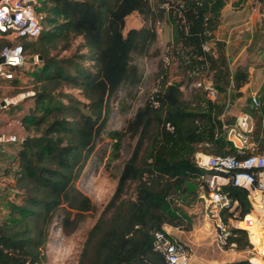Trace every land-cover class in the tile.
Instances as JSON below:
<instances>
[{
  "label": "trees",
  "instance_id": "trees-1",
  "mask_svg": "<svg viewBox=\"0 0 264 264\" xmlns=\"http://www.w3.org/2000/svg\"><path fill=\"white\" fill-rule=\"evenodd\" d=\"M228 1L41 0L43 29L36 38H23L26 57L27 52L38 55L41 66L34 72L35 106L21 120L27 134L6 170L15 192L0 219V264H43L54 218L61 213L64 226L75 227L97 209L77 181L96 152L112 99L120 90L141 86L135 60L158 53L157 23L163 18L174 28L168 53L184 78L170 79L171 61L162 60L155 90L122 129L113 130L116 149L127 137L133 148L112 197L88 231L79 264H167L154 248V231L166 223L191 228L177 201L191 179L208 172L196 163L195 153L236 152L221 116L229 98L241 94L249 72L240 67L232 71L224 49L214 54L212 45ZM166 2L169 6H163ZM134 11L145 23L125 33L126 17ZM79 37L74 56L60 58L54 52L69 49ZM205 75L218 89L217 97L211 98L203 85L192 87L187 97L183 86ZM69 88L86 100L65 90ZM245 111L256 116L259 133L264 106ZM224 189L238 201L239 219L254 213L247 189L231 182ZM235 215L234 209L226 210L225 221ZM229 241L240 248L251 245L248 230L241 227L232 228ZM224 264L254 263L240 258Z\"/></svg>",
  "mask_w": 264,
  "mask_h": 264
},
{
  "label": "rangeland",
  "instance_id": "rangeland-1",
  "mask_svg": "<svg viewBox=\"0 0 264 264\" xmlns=\"http://www.w3.org/2000/svg\"><path fill=\"white\" fill-rule=\"evenodd\" d=\"M234 0H229L222 12L221 24L215 31L212 42L213 53L218 54L223 48L232 71L237 68L247 69L249 72L248 83L241 88V94L229 98L226 107V116L231 120L235 118L239 110L249 109L250 96L256 92L260 97L261 106H264V3L256 0H247L241 5H234ZM166 2L163 6H169ZM165 17V16H164ZM145 23L138 11L130 13L126 17L124 32L131 27H139ZM158 40L154 49L155 55H147L137 58L135 62L142 72L141 86L131 90H120L111 101L112 110L107 124L97 144L93 157L88 162L82 175L77 181V186L89 195L97 209L87 212L78 226H64L63 214L59 213L50 226L49 239L44 248L46 259L43 264H79L87 234L91 226L100 216L103 208L112 197L118 177L124 161L129 157L134 141L127 137L120 149L115 148L116 139L112 137L113 130L123 128L125 122L131 117L137 107L144 103L147 97L155 90L157 73L162 60L170 62V79L181 80L180 68L176 61L168 53L169 45L174 37L172 24L163 18L157 23ZM81 38H76L74 45L66 50H54L59 52V57L74 56ZM41 66L40 60L27 52V62L17 68V82L13 79H0V100L6 96H16L25 93V97L16 104L0 109V134L6 136L16 134L18 140L0 142V219L7 213L8 200L15 192L13 188L14 178L6 173L17 146L26 136L22 125V118L35 106L34 96V72ZM208 76L202 77V82H208ZM197 82L185 84L183 89L189 97L192 87ZM72 92L81 100H86L78 89H65ZM225 117V119L227 118ZM116 151L119 156H116ZM203 151L202 149L197 152ZM196 152V153H197ZM205 152V151H204ZM195 153V154H196ZM206 177L193 178L189 183V190L178 199L177 204L191 219V228L179 227L175 235L186 242L191 249L192 264H224L225 262L249 258L257 255L255 244L251 241L248 228V238L251 245L246 248L238 246H218L214 238L213 226L207 216L206 200L202 194L208 191ZM229 221L233 228L239 226L238 213ZM244 228V227H241Z\"/></svg>",
  "mask_w": 264,
  "mask_h": 264
},
{
  "label": "built area",
  "instance_id": "built-area-1",
  "mask_svg": "<svg viewBox=\"0 0 264 264\" xmlns=\"http://www.w3.org/2000/svg\"><path fill=\"white\" fill-rule=\"evenodd\" d=\"M41 0H0V56L5 60L0 61V79L11 80L16 75V69L27 61L23 38L33 39L40 35L43 29L40 9ZM209 49L210 45H204ZM36 60L38 55H34ZM208 90L211 98L215 99L218 89L212 82H197ZM34 93V92H33ZM25 97V93L16 96H6L0 100V109L18 103ZM250 101L255 107L261 106L260 97L256 92L250 96ZM226 111L222 114L224 129L227 139L235 148L233 154H213L199 151L195 154L196 163L207 169L206 177L208 191L202 194L206 200L207 216L213 226L214 238L218 246H237L236 242L229 241L232 234L230 222L225 221V211L233 209L238 202L233 200L224 186L231 182L248 190L251 194L259 195L264 204V113L260 117V130L257 133V118L252 113L239 110L233 121H226ZM16 134L6 136L0 134L1 141H16ZM246 215L240 222L246 219ZM247 228L245 226H241ZM250 231V229H249ZM154 248L161 251L167 264H192L190 246L174 237L163 226L154 231ZM264 260V252L261 253ZM254 264V260L250 259Z\"/></svg>",
  "mask_w": 264,
  "mask_h": 264
},
{
  "label": "bare ground",
  "instance_id": "bare-ground-1",
  "mask_svg": "<svg viewBox=\"0 0 264 264\" xmlns=\"http://www.w3.org/2000/svg\"><path fill=\"white\" fill-rule=\"evenodd\" d=\"M253 214H248L246 219L240 222L241 226L250 229L251 241L255 244L257 255L251 257L257 264H264L261 253L264 252V204L259 195L251 194Z\"/></svg>",
  "mask_w": 264,
  "mask_h": 264
},
{
  "label": "crops",
  "instance_id": "crops-1",
  "mask_svg": "<svg viewBox=\"0 0 264 264\" xmlns=\"http://www.w3.org/2000/svg\"><path fill=\"white\" fill-rule=\"evenodd\" d=\"M229 3H227L226 4V6L228 5ZM225 6V7H226ZM225 7H224V9H225ZM227 8V7H226ZM223 9V10H224ZM163 226H165L172 234H174L175 235V232H176V230L179 228L178 226H174L173 224H170V223H166V224H164ZM177 237V236H176Z\"/></svg>",
  "mask_w": 264,
  "mask_h": 264
},
{
  "label": "water",
  "instance_id": "water-1",
  "mask_svg": "<svg viewBox=\"0 0 264 264\" xmlns=\"http://www.w3.org/2000/svg\"><path fill=\"white\" fill-rule=\"evenodd\" d=\"M5 60V58H4V56H0V61H4Z\"/></svg>",
  "mask_w": 264,
  "mask_h": 264
}]
</instances>
